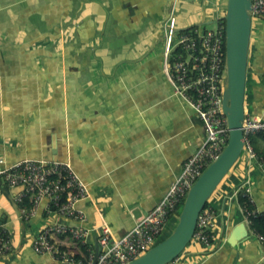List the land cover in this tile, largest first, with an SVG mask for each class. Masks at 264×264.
Wrapping results in <instances>:
<instances>
[{
  "label": "crops",
  "instance_id": "0c3cea01",
  "mask_svg": "<svg viewBox=\"0 0 264 264\" xmlns=\"http://www.w3.org/2000/svg\"><path fill=\"white\" fill-rule=\"evenodd\" d=\"M211 2L220 0H0V156L9 166L69 162L88 185L90 198L77 204L91 231L86 244L55 239L76 264L94 263L101 227L121 238L150 213L202 144V122L165 74L164 25L171 16L179 31L216 24L220 6L196 22L188 15ZM245 105L264 118L260 18L252 24ZM246 181L264 215V174L244 153L209 201L218 213L214 247L192 241L171 264H264V243L234 195ZM21 192L0 179V225L13 242L0 264H59L37 255L33 239L54 222H72L49 214L47 200L26 221ZM244 225L248 237L237 241Z\"/></svg>",
  "mask_w": 264,
  "mask_h": 264
},
{
  "label": "built area",
  "instance_id": "2783aa9c",
  "mask_svg": "<svg viewBox=\"0 0 264 264\" xmlns=\"http://www.w3.org/2000/svg\"><path fill=\"white\" fill-rule=\"evenodd\" d=\"M252 18L264 19V0H252ZM225 14L218 18L214 29L193 27L179 31L175 16L164 25L165 74L173 93L182 98L197 114L203 124L205 137L197 151L188 159L180 175L170 184L162 201L148 214L142 215L135 226L121 238L113 236L110 228L101 227L99 240L101 252L96 264H129L154 248L173 218L189 190L205 170L216 161L229 140L227 118L223 112V91L227 80ZM245 153L257 163L264 174V158L259 157L251 137L264 133V118L246 112L243 124ZM0 179L10 187H21L16 202L30 200L32 207L22 210L26 221L33 217L43 200L48 201L47 212L72 224L54 222L46 226L34 239L33 250L37 255L49 256L59 264H76L73 257L60 252L56 237L65 236L84 245L90 229L84 224L86 215L77 208L80 201L90 198L88 185L69 162L25 160L7 165L0 156ZM234 195L246 198L252 209L242 206L245 223L252 228L253 219L264 217L255 207L250 181H246ZM218 213L207 205L200 213L192 241L205 248L214 247L213 226ZM264 243V235L252 230ZM9 231L0 225V259L12 249ZM90 262L94 261L91 255ZM264 259V255H263ZM80 264H84L81 263Z\"/></svg>",
  "mask_w": 264,
  "mask_h": 264
},
{
  "label": "water",
  "instance_id": "95a60500",
  "mask_svg": "<svg viewBox=\"0 0 264 264\" xmlns=\"http://www.w3.org/2000/svg\"><path fill=\"white\" fill-rule=\"evenodd\" d=\"M252 0H227L226 23L227 80L223 91V112L227 118L229 140L220 157L205 170L189 190L178 223L169 237L129 264H171L192 242L201 211L208 205L227 175L245 153L243 124L246 115V89L252 33ZM17 210V207L15 206ZM22 217V215L20 216ZM246 234L237 241L248 237ZM235 239L230 240L233 244ZM237 245V244H235ZM101 252L96 246L94 263Z\"/></svg>",
  "mask_w": 264,
  "mask_h": 264
},
{
  "label": "trees",
  "instance_id": "16d2710c",
  "mask_svg": "<svg viewBox=\"0 0 264 264\" xmlns=\"http://www.w3.org/2000/svg\"><path fill=\"white\" fill-rule=\"evenodd\" d=\"M192 30V29H191ZM189 30V31H191ZM260 140H263L264 141V133H260V134H256L254 136L251 137V143L254 147V150L256 151L257 155L259 157H263L264 158V149L260 150L259 147H258V142ZM236 166V165H235ZM185 202V201H184ZM184 202L182 203L181 207L178 209L177 211V216L179 217L180 216V213L182 211V208H183V205H184ZM239 203L242 205V206H246L248 207L249 209H252L251 207V204L250 202L240 196L239 197ZM209 204V203H208ZM20 205V208L23 210H29L31 207H32V203L30 202V200H25L22 204H19ZM252 230H255L257 231L258 233L264 235V217H257V218H254L253 219V225H252ZM86 252V251H85Z\"/></svg>",
  "mask_w": 264,
  "mask_h": 264
},
{
  "label": "rangeland",
  "instance_id": "374dc122",
  "mask_svg": "<svg viewBox=\"0 0 264 264\" xmlns=\"http://www.w3.org/2000/svg\"><path fill=\"white\" fill-rule=\"evenodd\" d=\"M218 6H220L219 7V11L221 12V14H225L226 13V9H227V0H220V2L218 3V4H215V3H209L208 5L207 4H203V5H201V7L197 10V11H193V12H189L188 11V15H189V17H190V22H196L195 20H196V18H200V19H202V17H203V15H204V13H205V11H206V15H207V17H209L211 14H214V11L216 10V11H218ZM194 9V8H193ZM182 12V11H181ZM220 12H219V14H220ZM180 17H181V15H180ZM216 27V24L214 23V24H210V25H206V28L207 29H214ZM178 220H179V217L177 218V217H175V218H173L172 219V221L169 223V225L167 226V228L171 225V224H174L175 223V227H176V225H177V223H178ZM174 226H172V227H174ZM171 227V228H172ZM167 230L168 229H166V231L163 233V237L160 239V241L158 242V243H160V242H162L163 240H164V235H165V233L167 232ZM157 243V244H158Z\"/></svg>",
  "mask_w": 264,
  "mask_h": 264
}]
</instances>
